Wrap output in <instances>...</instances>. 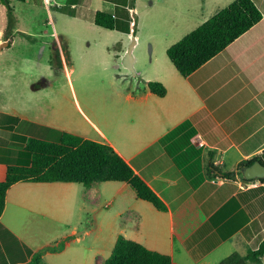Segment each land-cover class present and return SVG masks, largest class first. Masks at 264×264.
I'll list each match as a JSON object with an SVG mask.
<instances>
[{
	"label": "rangeland",
	"instance_id": "rangeland-1",
	"mask_svg": "<svg viewBox=\"0 0 264 264\" xmlns=\"http://www.w3.org/2000/svg\"><path fill=\"white\" fill-rule=\"evenodd\" d=\"M222 1L136 0L133 4L130 0V7L135 6V13L129 14L130 34L95 27L93 16L98 9L73 19L61 11H48L43 0L13 2L15 21L7 36L6 11L0 4V46L7 43L0 52V161L15 164L19 157L16 164L26 165L25 140L56 141L57 132L109 141L123 155L138 147L154 119L144 116L139 102L148 92L146 83L169 87L180 78L166 49L225 8L228 4L216 9ZM133 41L137 77L131 78L122 60ZM170 89L174 94V88ZM128 94L135 100L128 101ZM170 99L176 100L172 95ZM53 184L59 192H53L52 184H42L41 190L30 184L34 200L42 199L40 207L47 219L24 210L19 230H14L31 250L64 242L65 250L50 252L47 263L93 264L95 257L110 255L119 236L149 250L164 251L161 243L168 236L161 230V214L137 200L129 189L118 194V183H94L98 193L90 196L78 184ZM40 191L53 193L45 197ZM59 196L65 201L61 206ZM10 211L9 207L7 215ZM128 211L135 214L126 217ZM181 257L175 245L172 264H188Z\"/></svg>",
	"mask_w": 264,
	"mask_h": 264
},
{
	"label": "crops",
	"instance_id": "crops-1",
	"mask_svg": "<svg viewBox=\"0 0 264 264\" xmlns=\"http://www.w3.org/2000/svg\"><path fill=\"white\" fill-rule=\"evenodd\" d=\"M232 1L223 0L216 9ZM252 2L262 15L259 23L188 77H177L169 87L163 83V98L149 92L139 98L144 116L153 115L154 119L145 140L129 150L132 153L123 155L106 141L165 204L167 211L159 214L168 241L161 243L164 251L160 253L168 255L171 262L176 245L188 264H264V255L258 261L246 258L264 240V202L263 206L259 203L264 201V187L242 183L237 170L243 161L264 157V0ZM43 5L73 19L89 9H102L116 15L119 24L126 15L122 9L129 10L128 16L135 13L130 0H43ZM169 95L175 96V102ZM126 99L135 100L130 94ZM210 163L221 173L208 170ZM5 165L6 161H0V179ZM226 165L231 170H226ZM227 172L234 175L222 177ZM21 184H14L6 193L0 216V264H27L31 253L37 251L14 233L24 210L47 219L46 210L40 207L42 199L34 200V192H30L32 183ZM118 184V194L128 189L124 183ZM35 185L41 190L42 184ZM52 185L53 192H59L58 185ZM93 185L86 194L98 193ZM25 187H29L27 192ZM53 192L40 194L47 197ZM58 199L60 206L65 204L61 196ZM9 207L13 212L7 215ZM134 214L128 211L126 217ZM49 254L42 255L41 264H52L45 261ZM104 260L95 257L93 264Z\"/></svg>",
	"mask_w": 264,
	"mask_h": 264
},
{
	"label": "trees",
	"instance_id": "trees-1",
	"mask_svg": "<svg viewBox=\"0 0 264 264\" xmlns=\"http://www.w3.org/2000/svg\"><path fill=\"white\" fill-rule=\"evenodd\" d=\"M134 1L131 0L132 3ZM13 2L24 3L26 0H0V4L5 8L8 22L6 36L9 35V26L15 21ZM122 11L126 15H123L120 24H117L119 18L116 15L97 11L93 16V25L100 29L108 31L117 29L119 32L129 34L131 24L129 10L122 9ZM261 19L262 15L252 0H234L166 49V57L179 76L186 78ZM117 25L120 27L118 28ZM146 89L158 98L166 95L165 87L158 82H147ZM23 152L28 156L26 165L16 164L19 162L17 157L15 164L6 161L4 166V174L0 179V216L4 211L7 191L17 183L78 184L85 189H89L94 183H124L137 200L150 204L158 212L167 211L159 196L134 173L112 147L105 143L67 132H57L56 141L26 139ZM260 160L261 157H255L243 161L237 170L240 171L243 167ZM207 169L221 173L220 170L212 167L211 163ZM221 175L224 178H231L234 174L227 172ZM239 175L245 183H258L259 186L264 187V179L246 181L241 173ZM63 247L64 242L55 246H45L31 253V261L27 264H41L44 253L58 252ZM263 255L264 240L255 251H250L246 258L249 261H258ZM103 264H172V262L168 255L149 250L137 242L119 236Z\"/></svg>",
	"mask_w": 264,
	"mask_h": 264
},
{
	"label": "water",
	"instance_id": "water-1",
	"mask_svg": "<svg viewBox=\"0 0 264 264\" xmlns=\"http://www.w3.org/2000/svg\"><path fill=\"white\" fill-rule=\"evenodd\" d=\"M134 44L135 42L133 41V43L129 46L127 53L122 60V64L124 68H126L130 72L131 78L137 77L133 69V58L131 55V51ZM2 45L0 46V52L2 51L3 47L7 46V43H4ZM240 173L242 175V178L246 181H253L256 179L262 180L264 179V165L259 161H255L252 165L243 167L240 170Z\"/></svg>",
	"mask_w": 264,
	"mask_h": 264
},
{
	"label": "flooded vegetation",
	"instance_id": "flooded-vegetation-1",
	"mask_svg": "<svg viewBox=\"0 0 264 264\" xmlns=\"http://www.w3.org/2000/svg\"><path fill=\"white\" fill-rule=\"evenodd\" d=\"M259 162H261V163L263 164V163H264V158L261 157V160H260ZM263 165H264V164H263Z\"/></svg>",
	"mask_w": 264,
	"mask_h": 264
},
{
	"label": "built area",
	"instance_id": "built-area-1",
	"mask_svg": "<svg viewBox=\"0 0 264 264\" xmlns=\"http://www.w3.org/2000/svg\"><path fill=\"white\" fill-rule=\"evenodd\" d=\"M252 186H253V184H252Z\"/></svg>",
	"mask_w": 264,
	"mask_h": 264
},
{
	"label": "clouds",
	"instance_id": "clouds-1",
	"mask_svg": "<svg viewBox=\"0 0 264 264\" xmlns=\"http://www.w3.org/2000/svg\"><path fill=\"white\" fill-rule=\"evenodd\" d=\"M251 183V182H250Z\"/></svg>",
	"mask_w": 264,
	"mask_h": 264
}]
</instances>
